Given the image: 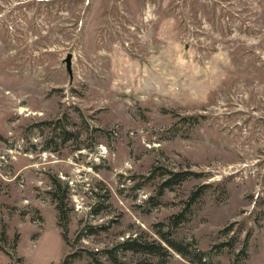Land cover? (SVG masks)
<instances>
[{
	"label": "rangeland",
	"instance_id": "1",
	"mask_svg": "<svg viewBox=\"0 0 264 264\" xmlns=\"http://www.w3.org/2000/svg\"><path fill=\"white\" fill-rule=\"evenodd\" d=\"M200 252L264 264V0H0V264Z\"/></svg>",
	"mask_w": 264,
	"mask_h": 264
},
{
	"label": "trees",
	"instance_id": "2",
	"mask_svg": "<svg viewBox=\"0 0 264 264\" xmlns=\"http://www.w3.org/2000/svg\"><path fill=\"white\" fill-rule=\"evenodd\" d=\"M166 170H164V173L166 174V177L164 178L162 184H160V190H162L163 188H171L173 185L178 184L183 182L184 180H186L190 175L193 174V172H189L188 170H180V171H174L168 168H165ZM54 189L52 190L53 192V196L54 199H57V208L59 210V218L61 221V225L64 226V224H62V220L64 221L66 218V215L68 213V211L66 210L65 206H64V196L65 195H69V190L68 188L66 189V192H64V195H61L59 197L58 195V188H57V182L54 181ZM203 192V190H198V192H194V194L191 197V200L193 199L194 201V197H198L199 195H201V193ZM195 195V196H194ZM192 203V202H191ZM176 219L174 221L175 226L180 223L181 221L184 220V213L182 214H177L174 216ZM163 241L169 245L170 247L176 249L178 252L187 255V251H186V247L182 246V244H177L176 242L172 241L171 238H169L166 234L162 235ZM119 248L122 249H129V250H134L136 252H149L151 254H160L162 249H164V246H162V244H151L149 242L146 241V239H142L138 236L135 237H128L126 240H124L122 243H120ZM166 251V250H165ZM199 264H207L206 261L204 260V252H200L199 253ZM71 262L68 261L67 259L65 260L64 264H70ZM116 264H123L120 261H118L116 259ZM210 264V263H209Z\"/></svg>",
	"mask_w": 264,
	"mask_h": 264
},
{
	"label": "water",
	"instance_id": "3",
	"mask_svg": "<svg viewBox=\"0 0 264 264\" xmlns=\"http://www.w3.org/2000/svg\"><path fill=\"white\" fill-rule=\"evenodd\" d=\"M72 59H73V54L71 52H69L67 54V57L64 59V61L66 62L67 70L70 74L71 79L73 78Z\"/></svg>",
	"mask_w": 264,
	"mask_h": 264
}]
</instances>
